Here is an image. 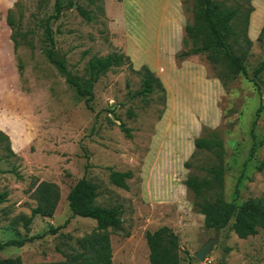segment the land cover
Listing matches in <instances>:
<instances>
[{
  "label": "rangeland",
  "instance_id": "1",
  "mask_svg": "<svg viewBox=\"0 0 264 264\" xmlns=\"http://www.w3.org/2000/svg\"><path fill=\"white\" fill-rule=\"evenodd\" d=\"M55 1L0 0V130L11 143L9 149L0 139V191H9L7 201L0 204V241L43 234L22 247L0 248V259L62 261L65 254L82 251L77 241L93 232L97 223L92 218L72 215L69 192L86 176L98 187V204L122 210V229L111 231L114 264H151L146 233L164 225L180 236L182 264H189L190 257L192 264H264L263 229L254 236L240 238L232 229L233 221L219 232L206 228L199 199L182 186L189 174L205 178L209 176L206 168L221 166L222 185L206 191L209 198L222 193L228 201H264V71L258 77L253 74L264 60V38L252 39L245 57L247 74L230 76L221 65L214 67L206 55L192 57L205 67L209 78H216L220 72L225 82L219 78L224 88L216 102L222 113L219 122L210 125V114L201 110L203 102H197L191 105L193 118L187 123L201 127L199 136L222 140V159L200 150L188 157L191 168H182L174 161H159L147 168L156 138L162 141L153 160L172 154L173 137L180 135L182 129L178 127L183 124L171 120L159 133L168 107L166 87V95L158 89L146 97L132 95L142 87L139 70L146 64L129 54L124 0H72L74 5H68L61 18L51 22L57 56L65 59L69 70L82 81L89 79L91 58L115 52L130 57L94 84L92 109L45 54L49 47L45 23L54 12ZM182 4L186 23H192L194 0H182ZM78 6L88 10L93 20L84 17ZM9 11L14 29L7 22ZM175 60L181 62L177 57ZM187 130L194 133L193 129ZM111 169L133 172V178L128 179L129 189L111 182ZM36 180L57 183L61 200L53 217L36 216L26 228L24 221L37 204L32 187ZM51 224L60 227L55 235L47 233ZM216 236L218 241L206 259H197L195 253Z\"/></svg>",
  "mask_w": 264,
  "mask_h": 264
},
{
  "label": "trees",
  "instance_id": "2",
  "mask_svg": "<svg viewBox=\"0 0 264 264\" xmlns=\"http://www.w3.org/2000/svg\"><path fill=\"white\" fill-rule=\"evenodd\" d=\"M237 5H227V0H194V20L185 26L183 38V49L178 51V60H184L193 55H206L207 59L214 67L221 65L227 74L236 76L239 73L247 74L245 57L248 50L253 45V40L249 36V26L251 14L255 7L252 0H243L246 4L237 0ZM68 5L73 6L74 2L68 0H56L54 12L48 16L45 23L46 39L49 47L45 50L48 60L54 64L58 70L66 77L67 82L74 87L79 96L85 97L88 108L92 109L91 102L94 99V84L101 75L109 71L113 66H122L130 57L118 52L107 57H93L88 64L89 79L82 81L69 70L67 62L59 58L56 52V40L51 26L53 20L61 18L63 11ZM80 13L88 20H93L91 13L78 6ZM9 26L14 29L15 22L9 11L7 16ZM264 38V25L258 36L261 41ZM15 48H18L19 41L12 35ZM23 70V64H19ZM264 71V60L254 69V77H258ZM142 73V87L133 92L134 97H146L157 89L166 95V88L160 77L156 75L148 66L144 65L139 70ZM222 80L220 72L217 77ZM220 80V81H221ZM225 85L224 80H222ZM263 106L258 109V115ZM255 119L254 124H256ZM122 129L130 134L128 128L121 124ZM0 139L4 140L7 147L11 149L10 138L0 130ZM200 150H207L217 155L219 159L223 157V142L220 138L210 136H200L195 139V151L191 158ZM13 153L12 150H10ZM255 146L251 149V157L254 156ZM186 168H191V163L187 160L184 163ZM209 176L200 178L196 174H189L184 184L187 189L194 193L199 199V210L205 217V226L216 232L226 228L231 221L232 229L240 238H248L258 234L260 229L264 230V201L251 198L244 202L237 200L228 201L222 195L217 194L214 198H209L206 191L221 187L224 170L221 166L206 168ZM131 170L117 171L111 169V182L123 189H129L128 179L133 178ZM239 177L236 184V198L239 196V184L242 179ZM34 198L37 204L32 208L31 216L26 218L24 225L29 228L34 217H53L61 200V189L55 182L46 180H36L33 182ZM9 191H0V204L7 201ZM99 196L98 187L86 176L80 178L70 189V209L73 216L92 218L97 225L93 232L79 239L77 242L82 251L65 254V260L45 261V262H24L21 257H8L0 259V264H114L113 248L111 241V231H119L123 227L122 210L118 206H104L96 202ZM60 227L53 224L49 226L47 233L57 234ZM42 235L31 236L23 239H11L6 242L0 241V248L8 246L22 247L28 241L41 238ZM146 240L149 247V259L151 264H182V248L180 236L171 227L164 225L156 230L146 233ZM193 257H190L189 264H192Z\"/></svg>",
  "mask_w": 264,
  "mask_h": 264
},
{
  "label": "crops",
  "instance_id": "3",
  "mask_svg": "<svg viewBox=\"0 0 264 264\" xmlns=\"http://www.w3.org/2000/svg\"><path fill=\"white\" fill-rule=\"evenodd\" d=\"M252 1L255 9L250 18L251 39L259 36L264 25V0ZM123 8L130 41L129 54L157 73L167 88L168 107L159 124V133L171 120L183 124V128L178 127L182 129L180 135L173 137L174 142L171 143L172 148L169 151L172 154L165 155V158L161 156L160 159L153 160L156 148L162 141L159 137L155 139L146 167L149 168L159 161L166 164L174 161L173 163L184 168V163L195 151V139L201 133V127L197 124H187L193 118L191 105L203 102L204 108L201 110L210 114L209 123L215 126L222 115L216 102L224 91L223 84L218 78H209L205 67L193 60L192 57L196 55L180 63L175 60L177 52L184 47L183 38L187 24L182 0H124ZM187 129H193L194 133H188ZM182 186L186 188L184 183Z\"/></svg>",
  "mask_w": 264,
  "mask_h": 264
},
{
  "label": "water",
  "instance_id": "4",
  "mask_svg": "<svg viewBox=\"0 0 264 264\" xmlns=\"http://www.w3.org/2000/svg\"><path fill=\"white\" fill-rule=\"evenodd\" d=\"M218 241V237L210 239L207 241L196 253L195 257L200 261H204L207 255L212 251L215 243Z\"/></svg>",
  "mask_w": 264,
  "mask_h": 264
}]
</instances>
